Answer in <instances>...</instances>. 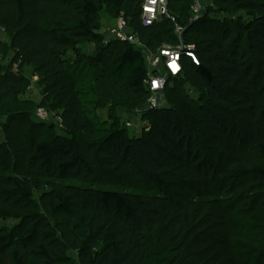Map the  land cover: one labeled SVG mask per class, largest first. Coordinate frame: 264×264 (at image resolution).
<instances>
[{
	"label": "trees",
	"instance_id": "trees-1",
	"mask_svg": "<svg viewBox=\"0 0 264 264\" xmlns=\"http://www.w3.org/2000/svg\"><path fill=\"white\" fill-rule=\"evenodd\" d=\"M143 2L0 0L8 47L39 76L44 103L59 96L70 125L68 135L43 138L28 112L8 105L27 93L25 76L0 69L8 135L0 222L13 223L0 226V264H69L64 246L80 264H162L181 251L202 264H264V0H209L196 22L194 0H169L201 61L184 57L165 102L179 79L198 96L147 111L145 54L129 43L103 45L99 21L104 11L125 13L148 47L177 44L169 19L142 23ZM82 43L99 51L94 80L112 75L140 105L142 134L100 125L87 107L82 80L65 65L66 49ZM122 179L149 186L152 199L103 187ZM243 220L253 236L242 226L236 241L233 222Z\"/></svg>",
	"mask_w": 264,
	"mask_h": 264
},
{
	"label": "rangeland",
	"instance_id": "rangeland-1",
	"mask_svg": "<svg viewBox=\"0 0 264 264\" xmlns=\"http://www.w3.org/2000/svg\"><path fill=\"white\" fill-rule=\"evenodd\" d=\"M205 5H209V0H203ZM247 19V16H246ZM99 21L101 23V32L108 33L109 28L112 26L114 20L106 13V11L100 13ZM226 24V23H225ZM227 25H224V28ZM11 39V35L0 27V69L4 71H14L21 73L25 76L29 89L26 94L19 97L10 96L8 98V105L14 112L26 111L29 113L30 118L35 124L43 129V138H53L56 135H68L70 134V125L68 121L63 122V114L65 112V104L60 100L59 96H51L44 103L46 98L43 93V87L40 84L39 76L34 74L33 68L25 64L23 61L16 57L8 47V42ZM122 48L115 49V57L120 53ZM66 67L76 73L77 77L82 80L78 87L86 92L85 98L87 99L86 105L92 110L97 122L100 125L107 126H121L126 122H130L131 126L127 127L131 136H138L142 134L143 128L146 127L142 120L141 113L137 112L140 106L137 102L132 100V95L126 92L124 86L118 83L112 75H107L106 78L96 79L97 67L94 65L95 60L99 55L98 48L89 43H82L79 45L78 50L66 49ZM88 77L85 78L84 76ZM84 80V81H83ZM182 84V85H180ZM172 88H174L172 90ZM189 98H197L198 93L186 82L181 83V79L171 83V90L167 95V104L175 106L177 103H181L184 96ZM165 98L163 103L166 104ZM147 103V102H146ZM145 103V104H146ZM125 105L132 108H127ZM137 108V109H136ZM135 109V110H134ZM134 110V111H133ZM62 117V118H61ZM6 118H0V155L5 157V150L8 148L7 141L8 135L4 129ZM104 188L115 189L122 192L140 194L142 198L149 200L152 199L154 190L149 189L146 185H136L134 182L122 179L116 185H104ZM196 193L191 191L188 196L193 197ZM41 192H38L36 196L39 198ZM246 221L233 222V234L238 241L239 236H243L240 233L242 226H246L245 230L249 233L248 236H253V233L249 227H247ZM10 226L12 222H0V226L7 224ZM236 228H238L236 230ZM64 252L69 256V264H80L77 253L64 246ZM162 264H202L198 258L185 251L176 252L167 255L164 258Z\"/></svg>",
	"mask_w": 264,
	"mask_h": 264
},
{
	"label": "built area",
	"instance_id": "built-area-1",
	"mask_svg": "<svg viewBox=\"0 0 264 264\" xmlns=\"http://www.w3.org/2000/svg\"><path fill=\"white\" fill-rule=\"evenodd\" d=\"M208 5L203 0H194L191 6L190 22L200 20L207 13ZM142 23L145 26H152L155 23L169 19L175 26L178 36L177 44H163L157 49L148 47L141 37L134 31L131 21L125 13H121L109 28L108 33H104L103 45L108 46L112 42H124L139 48L145 54L148 72L146 84L150 91V96L145 104L144 110L155 109L164 106L165 90L168 82L182 74L184 70V57L190 58L196 65L200 64V57L195 44L186 43L183 35L186 26L179 22L169 6V0H144L141 11ZM145 125V124H144ZM126 127L131 126L130 122L125 123Z\"/></svg>",
	"mask_w": 264,
	"mask_h": 264
}]
</instances>
